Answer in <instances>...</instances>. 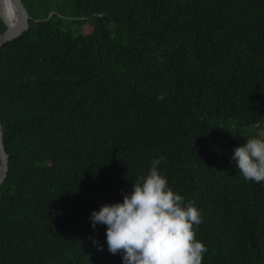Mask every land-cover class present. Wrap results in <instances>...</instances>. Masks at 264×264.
Instances as JSON below:
<instances>
[{
	"label": "trees",
	"instance_id": "trees-1",
	"mask_svg": "<svg viewBox=\"0 0 264 264\" xmlns=\"http://www.w3.org/2000/svg\"><path fill=\"white\" fill-rule=\"evenodd\" d=\"M22 3L30 28L0 48V264H123L90 217L156 158L202 211L203 264H264V183L232 159L264 136V0Z\"/></svg>",
	"mask_w": 264,
	"mask_h": 264
},
{
	"label": "clouds",
	"instance_id": "clouds-1",
	"mask_svg": "<svg viewBox=\"0 0 264 264\" xmlns=\"http://www.w3.org/2000/svg\"><path fill=\"white\" fill-rule=\"evenodd\" d=\"M245 180L264 183V136L249 138L232 157ZM156 158L138 176L123 201L93 210L91 224L106 225L108 250L123 264H203L207 246L197 239L202 211L174 191ZM93 244L102 250L98 241Z\"/></svg>",
	"mask_w": 264,
	"mask_h": 264
},
{
	"label": "water",
	"instance_id": "water-1",
	"mask_svg": "<svg viewBox=\"0 0 264 264\" xmlns=\"http://www.w3.org/2000/svg\"><path fill=\"white\" fill-rule=\"evenodd\" d=\"M9 6L13 12V17H8ZM0 16L7 29L0 34V48L5 44L17 39L30 28V16L22 0H0ZM9 154L4 146V135L2 124L0 123V186L7 177L9 170Z\"/></svg>",
	"mask_w": 264,
	"mask_h": 264
},
{
	"label": "rangeland",
	"instance_id": "rangeland-1",
	"mask_svg": "<svg viewBox=\"0 0 264 264\" xmlns=\"http://www.w3.org/2000/svg\"><path fill=\"white\" fill-rule=\"evenodd\" d=\"M52 13H54V12H52ZM52 13L50 14V15H52ZM64 15H69V13L70 12H68V11H64V12H62ZM69 22H72V19H67L66 20V22H65V24H64V26L66 27V28H68V27H70L71 29H73L74 27H76L75 25H71V24H69ZM89 29H87V31H88Z\"/></svg>",
	"mask_w": 264,
	"mask_h": 264
},
{
	"label": "bare ground",
	"instance_id": "bare-ground-1",
	"mask_svg": "<svg viewBox=\"0 0 264 264\" xmlns=\"http://www.w3.org/2000/svg\"><path fill=\"white\" fill-rule=\"evenodd\" d=\"M9 8H10V9H9V12H10V13L8 14V17L10 18V17H13L14 14H13V12L11 11V7H10V6H9Z\"/></svg>",
	"mask_w": 264,
	"mask_h": 264
}]
</instances>
